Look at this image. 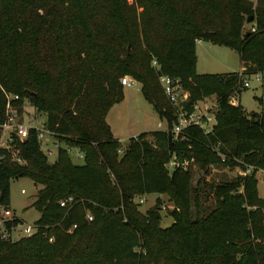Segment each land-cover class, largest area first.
I'll return each mask as SVG.
<instances>
[{"label":"trees","instance_id":"1","mask_svg":"<svg viewBox=\"0 0 264 264\" xmlns=\"http://www.w3.org/2000/svg\"><path fill=\"white\" fill-rule=\"evenodd\" d=\"M249 15L253 29H244ZM197 39L235 49L242 70L198 73ZM262 71L264 0H0V122L3 90L12 91L13 106L27 96L66 144L49 160L31 127L15 141L23 163L0 148V204L9 205L11 179L40 184L35 231L15 240L0 233V264H264V197L253 172L210 184L211 207L191 186L193 164L264 169V114L230 101L245 87L243 74ZM123 74L140 83L166 128L130 136L119 152L106 114L123 97ZM161 74L180 78L188 108L215 96L208 131L188 125L172 135ZM73 146L81 163L70 158ZM173 156L188 164L170 168ZM151 192L174 203L167 226L157 206L142 213L132 200ZM18 223L4 221L8 231Z\"/></svg>","mask_w":264,"mask_h":264},{"label":"rangeland","instance_id":"2","mask_svg":"<svg viewBox=\"0 0 264 264\" xmlns=\"http://www.w3.org/2000/svg\"><path fill=\"white\" fill-rule=\"evenodd\" d=\"M243 26L244 29H253V23L246 18H244ZM240 65V56L235 49L208 39L196 40V71L198 73L238 71ZM262 74H264V71L243 74V78L247 79L248 85L235 93L237 102L247 112L255 111L259 114H264V101L262 99L264 84H262L261 79L257 78V76H261ZM125 75L130 79H134L135 82L132 85H123L122 99L115 102L106 114V121L110 125L114 137L121 144L119 152L122 151L127 144L128 138L133 134L136 135L142 131L166 128L165 119L160 118L151 104L143 97L140 83L128 74H123L122 76ZM3 92L5 96L16 94L8 90H3ZM230 100H233L232 97ZM198 104L201 110L208 108L209 111H215L217 108V101L214 95L199 100ZM14 108L20 121L33 123L42 127L46 119V113L37 111L27 96L23 97L21 105ZM147 137L152 139L151 135H147ZM47 146L52 149V154L47 158L53 160L56 157L58 146L66 147V144L54 138L51 134H47L45 142L41 145L42 150L44 151ZM68 152L73 162L81 163L83 161V156L77 147H70ZM177 160L180 161L178 158ZM247 168H249V171L246 172ZM191 171V186L195 187L199 184L201 187L200 199L204 207H211L214 204L213 192L209 189L210 184H216L222 180H230L237 175L251 174L252 172L254 178H256V194L258 197H264V169L262 168H256L250 164H246L245 168L240 166L229 168L227 166L222 167L211 164L205 169L193 164ZM39 187L40 184L35 183L27 176L10 180L9 213L6 214L0 211V230L7 233L4 230L3 224L10 217L11 219L14 217L18 218L19 223L12 227L11 231H9L10 234H6L8 238L15 240L23 236L24 232L22 228L26 224H34V221L38 218L40 212L32 205V202ZM132 200L137 204V209L142 213H145L152 206H157L161 216V226H167L173 220L171 210L174 208V203L166 193L151 192L135 194ZM48 240L52 241L53 238L50 239L48 237Z\"/></svg>","mask_w":264,"mask_h":264},{"label":"built area","instance_id":"3","mask_svg":"<svg viewBox=\"0 0 264 264\" xmlns=\"http://www.w3.org/2000/svg\"><path fill=\"white\" fill-rule=\"evenodd\" d=\"M153 63L155 61L153 60ZM257 78L261 79L262 84H264V74L261 76H257ZM159 83L163 89V92L168 99V101L174 107V113L176 116V121L173 123L170 131L174 137H177L178 134L188 125H196L202 128L204 131H208L212 124L214 123V111H209L208 108H204L201 110L198 101L196 100L189 104V108L186 107V103L189 100V92L185 89L181 83L179 77L170 76L167 74H161L158 76ZM120 82L122 85H132L135 80L130 79L128 76H122L120 78ZM242 85L247 86L248 81L246 78H243ZM17 94H12L10 96H6L5 109H4V118L0 122V148L6 149L10 154H12L11 159L17 162L22 163L23 158L19 154V150L15 147L16 139L23 140L28 136L29 129L34 127L37 130V138L42 145L46 140V135L50 134V132L45 128L44 123L42 127L33 124L26 123L20 121L17 117L16 109L10 103L11 98H17ZM234 99V97H232ZM201 100V99H200ZM231 101V100H230ZM233 101V100H232ZM212 119V120H211ZM57 146V145H56ZM46 156L52 154V149L50 147H46L43 151ZM4 156V153L0 154V158ZM188 164V160L184 159L182 161H178L174 156L170 159L168 166L172 168L173 166H182L185 167ZM249 171L247 168L246 172ZM72 200V196H67L59 201L60 205L65 206ZM0 211L8 214L9 208L0 204ZM88 219H91V215L87 214ZM11 219V217L9 218ZM4 230H6L5 225ZM75 224L72 226L74 227ZM69 230H71V228ZM36 229L35 224H26L22 228L24 235L32 234ZM9 233L8 230H6ZM1 236L4 238H8L7 233L0 230ZM10 234V233H9ZM15 237V236H14ZM51 239V237H50Z\"/></svg>","mask_w":264,"mask_h":264},{"label":"crops","instance_id":"4","mask_svg":"<svg viewBox=\"0 0 264 264\" xmlns=\"http://www.w3.org/2000/svg\"><path fill=\"white\" fill-rule=\"evenodd\" d=\"M199 39H197V41H198ZM240 70H242V63H241V65H240V68H239V70L238 71H240ZM264 89V88H263ZM263 101H264V93H263ZM232 103H237V98L235 97L234 99H233V101H231ZM133 135H135V134H133Z\"/></svg>","mask_w":264,"mask_h":264},{"label":"water","instance_id":"5","mask_svg":"<svg viewBox=\"0 0 264 264\" xmlns=\"http://www.w3.org/2000/svg\"><path fill=\"white\" fill-rule=\"evenodd\" d=\"M250 18H251V16L249 15L248 17H247V20H250ZM247 32V30L245 31V33ZM257 121L259 120L258 118L256 119Z\"/></svg>","mask_w":264,"mask_h":264}]
</instances>
